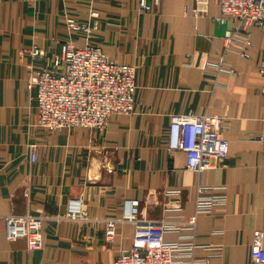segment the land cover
Listing matches in <instances>:
<instances>
[{
	"label": "crops",
	"instance_id": "0c3cea01",
	"mask_svg": "<svg viewBox=\"0 0 264 264\" xmlns=\"http://www.w3.org/2000/svg\"><path fill=\"white\" fill-rule=\"evenodd\" d=\"M147 2L149 10L141 0H0V264H111L132 247L136 226L191 215L199 183L225 185L226 202L197 217L194 257L251 264L257 233L264 248V31L249 30L252 46L240 57L239 43L224 48L234 21H214L218 0ZM91 10L98 26L88 43L136 69L133 113H114L96 129L41 128L30 71L51 69L63 40L84 46V34L69 31L66 19L85 22ZM34 47L42 54L32 56ZM222 52L223 67L239 74L213 65ZM174 113L222 117L226 156L201 173L187 169L185 153L168 149ZM164 189H179L180 197ZM70 199L81 200L86 219L63 217ZM131 199L138 200L135 221L122 218ZM171 202L180 209L165 211ZM24 213L43 217L39 249L6 238L3 217ZM108 219L116 220L111 241Z\"/></svg>",
	"mask_w": 264,
	"mask_h": 264
},
{
	"label": "built area",
	"instance_id": "2783aa9c",
	"mask_svg": "<svg viewBox=\"0 0 264 264\" xmlns=\"http://www.w3.org/2000/svg\"><path fill=\"white\" fill-rule=\"evenodd\" d=\"M160 0H152L157 5ZM197 3L202 0H194ZM217 24L227 19L234 21L224 32V48L229 49L239 43L237 54L247 57L252 46L249 30L264 31V0H218ZM141 8L149 10L147 0H141ZM198 9H193L196 12ZM189 12V8H187ZM69 31L84 34L85 45L79 46L70 39L63 40L59 53L52 59V68H32L28 77L29 88H34L37 109V125L48 130L86 127L102 128L110 116L131 114L134 110L136 89V69L133 65L119 64L110 60L102 50L88 43L89 37L97 29L98 13L91 10L85 22L74 18L66 19ZM32 56L41 55L36 47L30 50ZM224 52L218 54L213 65L231 75L239 74L234 69L223 67ZM258 74L264 78V62L258 65ZM264 93V89H263ZM224 129L222 117L217 115H193L174 113L170 115L168 149L185 153L186 167L197 173L212 168L228 153V141L219 136ZM264 136V121L262 132ZM29 159L36 158L33 145L29 147ZM225 185H203L196 187L193 213L187 217L164 216L155 225L136 226L130 249L122 250L111 264H206L194 257L196 248V219L209 213L213 206L226 202ZM219 190V195L211 191ZM168 198H179V189H164ZM176 200V199H175ZM124 220L135 221L138 214V200H126ZM178 202H171L165 211L179 210ZM68 220L86 219L80 199H70L63 216ZM7 240L23 238L30 249L42 246L41 226L43 217L30 213L8 214L4 217ZM115 219L106 220L104 238L111 241L115 234ZM165 233H176L177 239L166 241ZM251 264H264V248L260 246L257 233L250 247Z\"/></svg>",
	"mask_w": 264,
	"mask_h": 264
}]
</instances>
